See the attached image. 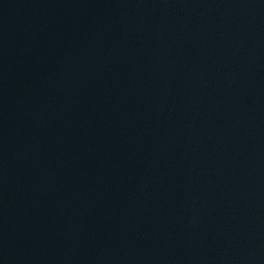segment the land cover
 Masks as SVG:
<instances>
[{
  "label": "water",
  "instance_id": "1",
  "mask_svg": "<svg viewBox=\"0 0 264 264\" xmlns=\"http://www.w3.org/2000/svg\"><path fill=\"white\" fill-rule=\"evenodd\" d=\"M0 264H264V0H0Z\"/></svg>",
  "mask_w": 264,
  "mask_h": 264
}]
</instances>
